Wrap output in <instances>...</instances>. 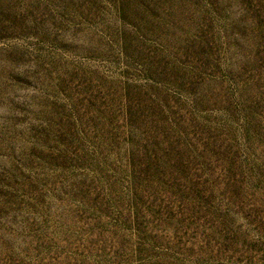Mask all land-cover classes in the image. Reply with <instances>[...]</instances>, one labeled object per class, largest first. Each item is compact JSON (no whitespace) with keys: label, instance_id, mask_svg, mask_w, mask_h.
Listing matches in <instances>:
<instances>
[{"label":"rangeland","instance_id":"rangeland-1","mask_svg":"<svg viewBox=\"0 0 264 264\" xmlns=\"http://www.w3.org/2000/svg\"><path fill=\"white\" fill-rule=\"evenodd\" d=\"M0 264H264V0H0Z\"/></svg>","mask_w":264,"mask_h":264}]
</instances>
